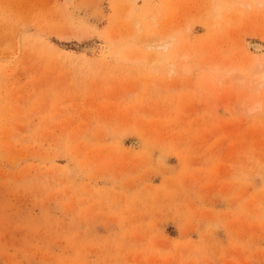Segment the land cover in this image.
I'll use <instances>...</instances> for the list:
<instances>
[{"label": "rangeland", "instance_id": "rangeland-1", "mask_svg": "<svg viewBox=\"0 0 264 264\" xmlns=\"http://www.w3.org/2000/svg\"><path fill=\"white\" fill-rule=\"evenodd\" d=\"M263 61L264 0H0V264H264Z\"/></svg>", "mask_w": 264, "mask_h": 264}, {"label": "bare ground", "instance_id": "bare-ground-1", "mask_svg": "<svg viewBox=\"0 0 264 264\" xmlns=\"http://www.w3.org/2000/svg\"><path fill=\"white\" fill-rule=\"evenodd\" d=\"M73 0H65V3L70 4ZM172 40V34H168L162 37H159L149 43V46H155L157 48L165 49L170 45ZM249 46L254 50H260L262 47L261 43L258 41H253L249 43ZM183 57L187 56V53H184L182 55ZM162 57H154L152 62H155L157 66L162 65ZM260 69L256 71L255 78L252 80V82L255 84L256 87L261 86V84L264 83V61L259 63ZM167 68L171 71V66L168 64ZM259 71V72H258Z\"/></svg>", "mask_w": 264, "mask_h": 264}]
</instances>
